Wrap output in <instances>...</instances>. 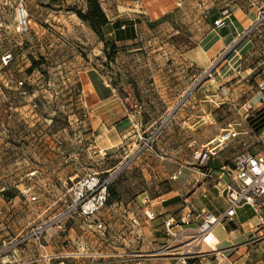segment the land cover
Returning <instances> with one entry per match:
<instances>
[{
    "label": "rangeland",
    "instance_id": "rangeland-1",
    "mask_svg": "<svg viewBox=\"0 0 264 264\" xmlns=\"http://www.w3.org/2000/svg\"><path fill=\"white\" fill-rule=\"evenodd\" d=\"M100 2L111 23L105 29L108 43L79 15L88 0H0V249L9 246L13 264H44V250L34 241L77 250L69 236L73 231L95 248H132L122 232L135 230L124 220L139 195L148 201L177 197L175 217L185 208L205 209L199 202L208 198L207 206L222 212L226 201L209 170L240 151L264 154V22L241 33V39L256 41L241 55L240 73L233 61L224 63L226 53L204 71L183 68L177 59L195 46L202 34L196 26L206 13L223 17L239 5L257 20L264 0ZM21 8L30 21L26 31L19 28ZM114 23L131 39L119 40ZM32 57L40 66L31 67ZM93 70L115 90L109 102L95 108L83 83L86 71ZM134 115L141 116V126L133 121L132 129L117 127ZM166 117L170 122L153 148L137 153L140 135ZM231 127L239 135L201 163L196 153L215 145ZM123 132L130 137L127 144L120 143ZM126 151L132 156L119 163ZM88 175H114L104 207L90 221L75 213L59 229L54 217L70 207L77 183ZM27 188L36 200L26 198ZM41 225L45 234L54 233L49 241L43 234L20 242ZM5 254L0 253V264Z\"/></svg>",
    "mask_w": 264,
    "mask_h": 264
},
{
    "label": "crops",
    "instance_id": "crops-1",
    "mask_svg": "<svg viewBox=\"0 0 264 264\" xmlns=\"http://www.w3.org/2000/svg\"><path fill=\"white\" fill-rule=\"evenodd\" d=\"M211 16V13L208 12L199 20V25H197L196 28L202 31L201 36L198 37L195 46L188 50L181 51V53L177 55V59L182 64L183 68L189 70L193 69V71H204L211 68L215 61L226 53L225 62H223L227 65L233 61V64L236 65L234 69L239 73L242 72L241 55L246 54L250 50V47L253 45V40L255 42L256 39L253 37L241 39V33L256 21L257 15L252 11H244L239 5H236L235 8H232L228 14L223 17L217 15L212 19ZM219 18L224 19L226 25L216 26L214 22ZM228 18L230 21H228ZM124 27L125 26H123V28ZM117 31L123 38L125 37L121 40H128L133 36L131 35L128 38L129 32L120 30V28H117ZM245 71L252 72V68H245ZM83 83L89 93L88 102L94 108L103 102H109V100L115 96L114 88L97 70L86 71V74L83 75ZM256 100H258V98L250 99L252 102ZM244 105L247 106L248 103H244ZM245 106L240 108V113H242ZM132 122L137 123L139 126L143 124L141 116L134 115L129 116L125 121H121L116 125L118 128L128 126L129 129H132ZM154 123H156V121ZM154 123L150 125L148 130L154 126ZM124 133L125 132H123L124 139L121 140L120 143L125 142L127 144V138L130 139V137ZM129 156L132 155L127 154L126 151L119 163L128 161ZM224 162V159L219 161V163ZM115 167L116 166H113L111 169L104 171H112V169H116ZM141 196L142 195L136 197V206L130 209L128 216L124 220L130 225V228H135V230H131L129 233L127 230L122 232L128 236L127 238H130L134 242L132 248L119 246L116 249L117 251L108 248L103 249L101 247L95 248L89 245L88 237L85 235L78 236V233L73 231L69 236L73 239L74 243H76L77 250L71 251L64 247L56 249V247L51 244L42 245L34 241L44 250L43 255L40 257L41 261H43L42 263L51 264L53 259L63 258L58 264H172L173 257L170 252L159 254L157 251L168 242L167 235L164 231V220L171 216L173 210L177 209L179 205V203L176 202L177 197L148 201L146 199H141ZM210 197L214 196L210 194ZM207 200L209 203L210 198ZM208 203L201 200L199 202L200 205H205L204 208L210 209L207 206ZM146 211L154 212L156 217L154 219H149L146 215ZM78 216H81L86 221L94 219H88L82 215ZM79 217L75 218V220L77 221ZM255 222L256 219L253 213L249 210L242 209L236 220V230L234 232H231L230 228L218 225L215 229V234L219 241V248L224 250V256L219 257L218 260L209 261L208 264H264V249L258 246L247 245L251 228L254 226ZM53 234L54 233L48 231L43 238L44 241H49V239L53 237ZM52 250L54 251L52 252ZM23 251L26 250H20V252ZM154 253H158L159 255H154ZM3 261L9 264H13L14 262L9 255L6 256V259Z\"/></svg>",
    "mask_w": 264,
    "mask_h": 264
},
{
    "label": "built area",
    "instance_id": "built-area-1",
    "mask_svg": "<svg viewBox=\"0 0 264 264\" xmlns=\"http://www.w3.org/2000/svg\"><path fill=\"white\" fill-rule=\"evenodd\" d=\"M258 19L243 34L254 32L261 22H264V12H259ZM19 28L26 31L30 24L28 12L21 8L18 12ZM216 26L226 25L224 19L215 20ZM222 56V55H221ZM220 56V57H221ZM10 55L4 57V61ZM218 60V59H217ZM210 72V70L205 71ZM170 118L166 117L156 123L148 131V135H140V145L137 153H142L147 149H152L154 143L161 137L167 129ZM137 126V123H134ZM235 127L225 130L213 146H208L196 157L201 163H206L218 150L226 147L231 138L239 135ZM219 148V149H218ZM210 178H214V187L218 189L220 196L226 201V208L220 213L211 209L193 211L185 208L177 216H169L164 220V231L168 237V242L157 252L164 254L171 253L172 264H208L209 261L218 260L224 256V250L219 248V241L215 234L218 225L228 227L231 232L236 229V220L242 209L253 213L256 222L251 228V233L247 240V245L258 246L264 249V154L251 153L247 150L240 151L228 162L223 163L218 169H210ZM181 174L179 170L173 178ZM114 175L97 177L88 175L82 178L74 189L75 198L67 210L59 213L53 221L56 227L64 229L66 221L75 213H79L87 218L94 217L104 207L108 198V188L114 180ZM28 200H36L37 197L31 193V189L23 190ZM149 219H154L156 214L146 211ZM196 222L195 227H191L192 222ZM43 225L39 226L30 237H24L20 242L29 241L31 238L39 239L45 234ZM28 239V240H27ZM9 247L0 249V253L8 256ZM1 256V255H0ZM2 264L5 263L2 258Z\"/></svg>",
    "mask_w": 264,
    "mask_h": 264
},
{
    "label": "trees",
    "instance_id": "trees-1",
    "mask_svg": "<svg viewBox=\"0 0 264 264\" xmlns=\"http://www.w3.org/2000/svg\"><path fill=\"white\" fill-rule=\"evenodd\" d=\"M49 2L56 4L59 3L62 0H48ZM79 15L81 18L91 25V27L95 30V32L99 35L100 38L106 43L108 41L105 39V29L109 27L110 20L105 13L100 0H88V8L85 13H80ZM119 23H114L116 27L119 28ZM116 31V37L121 40L124 39L123 36ZM131 36V34H130ZM36 66H40V62L36 60L34 57H32V68H35ZM114 199V195L110 197V200L112 201Z\"/></svg>",
    "mask_w": 264,
    "mask_h": 264
},
{
    "label": "bare ground",
    "instance_id": "bare-ground-1",
    "mask_svg": "<svg viewBox=\"0 0 264 264\" xmlns=\"http://www.w3.org/2000/svg\"><path fill=\"white\" fill-rule=\"evenodd\" d=\"M157 142V141H156ZM168 238V237H167Z\"/></svg>",
    "mask_w": 264,
    "mask_h": 264
}]
</instances>
